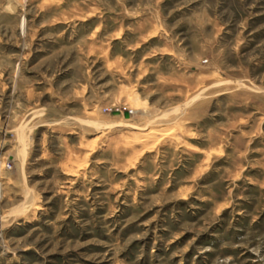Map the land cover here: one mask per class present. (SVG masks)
I'll use <instances>...</instances> for the list:
<instances>
[{"label":"rangeland","instance_id":"1","mask_svg":"<svg viewBox=\"0 0 264 264\" xmlns=\"http://www.w3.org/2000/svg\"><path fill=\"white\" fill-rule=\"evenodd\" d=\"M0 264H264V0H0Z\"/></svg>","mask_w":264,"mask_h":264},{"label":"bare ground","instance_id":"2","mask_svg":"<svg viewBox=\"0 0 264 264\" xmlns=\"http://www.w3.org/2000/svg\"><path fill=\"white\" fill-rule=\"evenodd\" d=\"M143 128V127H142ZM161 129V128H160ZM149 133V132H148ZM153 133V132H152ZM151 132L148 134L149 136L152 134ZM148 135H146L145 137H148ZM153 135V134H152ZM149 138V137H148ZM4 176V175H3ZM38 208V207H37Z\"/></svg>","mask_w":264,"mask_h":264}]
</instances>
